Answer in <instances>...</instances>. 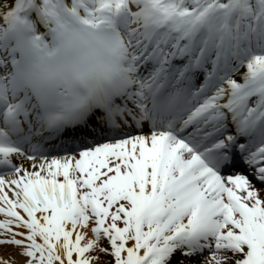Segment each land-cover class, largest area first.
I'll return each mask as SVG.
<instances>
[{
	"label": "snow or ice",
	"instance_id": "1",
	"mask_svg": "<svg viewBox=\"0 0 264 264\" xmlns=\"http://www.w3.org/2000/svg\"><path fill=\"white\" fill-rule=\"evenodd\" d=\"M0 264H264V0H0Z\"/></svg>",
	"mask_w": 264,
	"mask_h": 264
}]
</instances>
